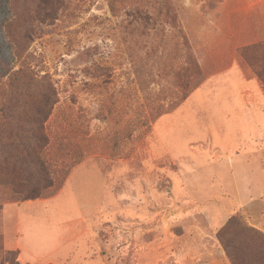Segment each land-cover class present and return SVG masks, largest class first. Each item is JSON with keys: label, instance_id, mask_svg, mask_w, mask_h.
I'll return each instance as SVG.
<instances>
[{"label": "rangeland", "instance_id": "obj_1", "mask_svg": "<svg viewBox=\"0 0 264 264\" xmlns=\"http://www.w3.org/2000/svg\"><path fill=\"white\" fill-rule=\"evenodd\" d=\"M252 3L248 18L229 12ZM146 8L155 25L132 17ZM258 32L264 41V0H0V97L24 72L58 95L44 153L55 185L40 199L79 165L91 175L72 188L93 178L84 202L95 251L76 264H264L252 224L264 221V151L245 157L244 147L264 131L230 126L264 121L247 93L259 90L253 79L264 85L237 51ZM19 198L0 179V264H25L5 246Z\"/></svg>", "mask_w": 264, "mask_h": 264}, {"label": "crops", "instance_id": "obj_2", "mask_svg": "<svg viewBox=\"0 0 264 264\" xmlns=\"http://www.w3.org/2000/svg\"><path fill=\"white\" fill-rule=\"evenodd\" d=\"M253 4L247 5L248 11L246 10V6H239L229 12L239 13L248 18V12L257 8L260 3L256 1L255 7ZM252 34L253 40L250 43L262 41V39H256V36L260 35L259 32ZM251 83V88L258 87L259 90H250L247 93H249L251 101L254 103L253 105L256 106L255 109L264 110V90L255 79ZM256 116L259 120H251L250 122L239 120V122L230 126L232 129L247 128L264 131V121H260L261 114H256ZM225 127L229 128L227 125ZM183 128L187 129L189 127L183 126ZM217 128L223 129L221 125H218ZM254 137L258 140L254 141V144L251 143V138L248 139L246 146H244L245 144L241 140L239 141L238 146H244L248 150V155H245V157L257 154L260 150L257 149L260 146H263L264 151V132L254 135ZM259 144L261 145L259 146ZM245 157L237 156V162L246 159ZM236 169L234 165L233 176L235 179L240 176L237 175ZM82 170L90 174V170L85 165H79L72 172L71 178L63 184L56 195L45 199L20 202L7 209L8 223L10 225L14 222L15 226L13 231L9 230L7 235L5 234V246L8 250L17 251L25 264H68L69 261L72 264H76L78 260L81 261L83 258L91 256L90 253L95 251L94 241L86 225L87 204L84 202L86 197H88L90 184L93 180V178H90L92 177L90 176L91 174H87L89 178L83 181V185L77 186V191L72 188V182L75 181L74 178ZM245 176L252 177L254 175L248 170ZM239 184L235 183V187L238 190L240 188ZM252 224L264 232V221L258 224L252 222ZM85 263L89 264V262Z\"/></svg>", "mask_w": 264, "mask_h": 264}, {"label": "trees", "instance_id": "obj_3", "mask_svg": "<svg viewBox=\"0 0 264 264\" xmlns=\"http://www.w3.org/2000/svg\"><path fill=\"white\" fill-rule=\"evenodd\" d=\"M132 17L142 24L155 25L156 22V14L148 8L135 10ZM237 51L264 85V41L241 45ZM15 84L14 90L0 97V179L8 180L20 197L17 201L24 202L40 199L45 189L55 185L52 166L44 153L50 142L46 124L58 103V95L46 76L36 78L31 72H24L23 80L17 79ZM9 87L12 88V83ZM23 88L26 93H21ZM188 96L189 92L185 93L178 103ZM79 162L74 160L72 164ZM70 167L62 169L63 177ZM63 183L61 180L57 189ZM231 260L236 264L233 257Z\"/></svg>", "mask_w": 264, "mask_h": 264}]
</instances>
